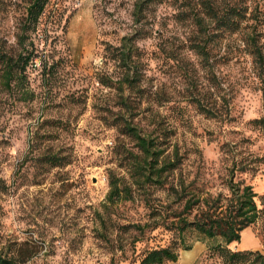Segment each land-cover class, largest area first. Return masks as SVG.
I'll list each match as a JSON object with an SVG mask.
<instances>
[{"label":"rangeland","instance_id":"rangeland-1","mask_svg":"<svg viewBox=\"0 0 264 264\" xmlns=\"http://www.w3.org/2000/svg\"><path fill=\"white\" fill-rule=\"evenodd\" d=\"M134 1L51 0L23 47L28 0H0V47L18 60L10 79L0 62V250L17 264H138L145 249L169 245L179 257L165 264H222L210 252L220 237L188 231L183 245L165 225L126 226L170 223L189 198L225 202L231 178L253 186L263 211L230 247L264 252V131L254 122L264 116V62L247 43L257 24L264 54V0H247L260 5L258 23L216 38L210 65L190 48L179 2L155 4L137 23ZM124 36L139 61L137 87L125 91L130 111L112 55ZM21 52L31 57L24 70ZM196 97L215 102L217 115ZM121 111L178 159L166 187L135 183L129 151L138 149L116 125ZM111 171L125 188L115 202L107 200Z\"/></svg>","mask_w":264,"mask_h":264},{"label":"trees","instance_id":"trees-1","mask_svg":"<svg viewBox=\"0 0 264 264\" xmlns=\"http://www.w3.org/2000/svg\"><path fill=\"white\" fill-rule=\"evenodd\" d=\"M168 0H135L133 4V15L135 22H140L144 13L155 4H160ZM179 2L176 18L189 24L193 28L190 37V48L202 58L204 64H211V59L216 46L215 39L225 34H238L242 31L245 20L254 19L258 23L259 4L249 3L247 0H171ZM51 0H28L26 7V17L20 44L25 47V37L31 28H36L40 18L46 12ZM248 47L255 59L264 62V54L260 44V32L257 24H253L252 30L248 34ZM132 38L123 37L120 46H114L112 55L123 69V74L118 82V89L121 93V108L130 111L129 97L125 94L126 87L135 90L139 80V61L137 60V49L131 43ZM111 51V48H108ZM13 56L4 52L0 47V62L4 65L5 76L10 79L15 71L18 62L13 60ZM19 59L23 61L21 69H25L31 57H25L21 52ZM100 83L105 86L114 87L111 80L100 77ZM264 97V92H263ZM195 102L198 108L210 115L216 116V103L203 101V98L196 97ZM127 108V109H126ZM133 115V114H132ZM264 131V116L254 121ZM120 131L130 136L136 144L138 152L129 151L133 157V168L135 183L144 185L151 183L160 187L168 185V179L179 166L178 159L166 154L163 142L152 133L145 132L144 129L134 121V116L129 119L122 114L117 116V124ZM53 163H62L55 162ZM233 170L232 175H234ZM110 190L107 196L109 202H115L122 196L124 187L122 178L115 175L113 171L109 173ZM229 194L225 197V202L221 194L217 197L203 198L199 196L196 201L187 199L182 212L175 216L170 223L147 222L145 224H128L127 228H135L145 233L152 231L160 225L174 230L179 236L181 243L185 245V236L188 231H195L201 235L222 240L211 245V255L221 259L222 264H264V252L261 250L245 249L234 250L230 247L233 242H239L242 238V231L255 223L262 214L256 197L257 193L253 186L244 181H235L231 178L228 181ZM169 191L179 193L176 184L171 183ZM183 199V198H182ZM200 205V211L190 219L188 213ZM154 211V210H153ZM187 213L185 216L184 214ZM178 217V219H176ZM178 252L173 246H160L145 249L138 264H165L167 261H177ZM0 264H17L15 257H5L0 250Z\"/></svg>","mask_w":264,"mask_h":264}]
</instances>
